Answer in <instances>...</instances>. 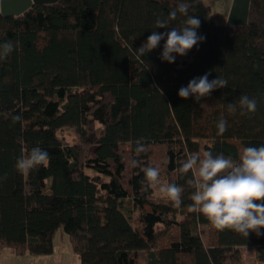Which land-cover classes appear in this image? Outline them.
Wrapping results in <instances>:
<instances>
[{"label": "trees", "instance_id": "16d2710c", "mask_svg": "<svg viewBox=\"0 0 264 264\" xmlns=\"http://www.w3.org/2000/svg\"><path fill=\"white\" fill-rule=\"evenodd\" d=\"M181 2L205 39L170 64L160 58L165 38L142 63L135 49L166 31L155 21ZM186 19L178 13L169 28ZM8 40L14 51L0 61V249L49 255L61 229L79 264H244L246 246L264 264V229L244 236L189 211L195 170L179 171L192 153L239 161L245 147L264 146V0H250L245 26H217L204 0H60L0 15V43ZM205 73L228 85L199 102L178 96ZM241 95L256 99L255 113L241 115ZM221 118L227 130L218 135ZM65 128L76 135L71 144L59 136ZM137 141L146 150L133 159L143 163L125 179L118 150L129 144L137 154ZM158 146L168 183L183 188L179 207L149 198L142 169L157 167ZM33 147L50 162L19 172L16 161Z\"/></svg>", "mask_w": 264, "mask_h": 264}, {"label": "clouds", "instance_id": "9594fccd", "mask_svg": "<svg viewBox=\"0 0 264 264\" xmlns=\"http://www.w3.org/2000/svg\"><path fill=\"white\" fill-rule=\"evenodd\" d=\"M190 5L181 2L173 9L167 18H158L155 21L156 29H165L163 33L152 31L138 49H135L137 59L160 46L165 40L161 60L174 63L176 56H186L205 37L198 35L197 29L201 21L197 16H189ZM187 19L179 29L169 28V23L177 19V14ZM170 29V30H168ZM14 51L11 40L0 43V61ZM141 62L144 61L141 59ZM228 81L217 77L209 81L208 73L198 78H193L186 87H181L178 96L182 99L195 97L199 102L203 97L209 96L212 91L224 88ZM241 115L252 114L257 110V101L247 95H241L238 100ZM229 112H235L237 105L228 104ZM21 120L20 116H14L13 121ZM218 135L227 130V121L221 118L217 123ZM146 150L141 141H137V154ZM49 153L40 147H33L27 155H21L16 161V169L21 173H28L40 166H47L50 162ZM138 160L133 159V167L138 165ZM195 170L193 179L189 181L194 192L191 195L193 203L189 211L204 215L217 229H232L237 233L248 236L250 232L260 234L264 229V146L245 147L239 157V161L223 154L213 155L206 151L203 157L199 153L190 154L182 163L179 171L187 174ZM147 181L146 189L151 188L158 182L159 169L145 167L142 169ZM6 177H0V180ZM144 184V181H141ZM145 189V190H146ZM160 192L166 195L174 206L179 207L182 203L183 188L175 183H168L160 187Z\"/></svg>", "mask_w": 264, "mask_h": 264}, {"label": "rangeland", "instance_id": "374dc122", "mask_svg": "<svg viewBox=\"0 0 264 264\" xmlns=\"http://www.w3.org/2000/svg\"><path fill=\"white\" fill-rule=\"evenodd\" d=\"M186 56H183L182 58L184 59ZM59 136L65 144L73 143L76 137L71 128L60 130ZM92 148L87 152L89 157L93 156ZM118 153L124 158V163L126 165L124 177L127 179L129 177L130 167L132 166L131 161L133 158H139V154H132L130 152L129 144L120 145ZM163 160V148L160 146L155 147L151 161L154 165H157L156 168L159 169V177L158 182L151 187L152 194L149 198L152 200L166 199V195L160 192V187L168 184L167 176L162 169ZM138 162L137 166H141L143 163L142 160H138ZM168 232L170 231H167V233ZM162 240V242H165V237H163ZM243 255L244 264H259L256 260L255 246H246L243 248ZM141 260L142 262H146V252H142ZM0 264H79V259L71 249L68 236L61 229H57L53 236V252L51 254L38 256L30 255L28 253L18 254L11 248H2L0 249Z\"/></svg>", "mask_w": 264, "mask_h": 264}, {"label": "water", "instance_id": "95a60500", "mask_svg": "<svg viewBox=\"0 0 264 264\" xmlns=\"http://www.w3.org/2000/svg\"><path fill=\"white\" fill-rule=\"evenodd\" d=\"M60 0H0V15L19 16L34 5L54 4ZM210 19L217 26H245L250 0H204Z\"/></svg>", "mask_w": 264, "mask_h": 264}]
</instances>
